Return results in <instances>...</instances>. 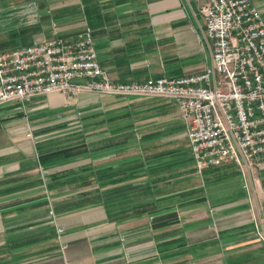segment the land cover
<instances>
[{"label":"crops","instance_id":"1","mask_svg":"<svg viewBox=\"0 0 264 264\" xmlns=\"http://www.w3.org/2000/svg\"><path fill=\"white\" fill-rule=\"evenodd\" d=\"M251 2L264 20V0ZM86 26L116 81L210 63L195 0H0V51ZM256 226L264 232V167L248 189L232 162L199 172L172 98L0 103V264H264Z\"/></svg>","mask_w":264,"mask_h":264},{"label":"built area","instance_id":"2","mask_svg":"<svg viewBox=\"0 0 264 264\" xmlns=\"http://www.w3.org/2000/svg\"><path fill=\"white\" fill-rule=\"evenodd\" d=\"M195 1L211 50L201 71L113 80L98 63L86 26L70 40L54 37L0 51V103L23 105L58 93L69 104L84 92L172 98L197 170L232 162L248 189L254 169L264 167V20L251 0ZM26 136L32 137L31 129ZM55 224L61 240L63 228ZM256 231L264 241L262 229Z\"/></svg>","mask_w":264,"mask_h":264},{"label":"rangeland","instance_id":"3","mask_svg":"<svg viewBox=\"0 0 264 264\" xmlns=\"http://www.w3.org/2000/svg\"><path fill=\"white\" fill-rule=\"evenodd\" d=\"M64 103V102H63ZM64 104H66V103H64ZM180 119V118H179ZM80 123H81V119L80 120H78L77 121V123H74V124H79V126H80ZM79 126H77V127H79ZM63 128H61V130H62ZM143 150V149H142ZM260 167V166H259ZM259 167H256L255 169H254V171L253 172H255V171H257V169L259 168ZM244 182V180H243V178H242V183Z\"/></svg>","mask_w":264,"mask_h":264}]
</instances>
